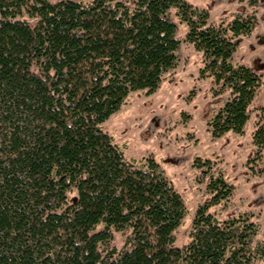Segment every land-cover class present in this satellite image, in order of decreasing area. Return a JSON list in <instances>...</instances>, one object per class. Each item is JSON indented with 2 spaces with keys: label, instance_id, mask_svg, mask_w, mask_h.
Wrapping results in <instances>:
<instances>
[{
  "label": "trees",
  "instance_id": "obj_1",
  "mask_svg": "<svg viewBox=\"0 0 264 264\" xmlns=\"http://www.w3.org/2000/svg\"><path fill=\"white\" fill-rule=\"evenodd\" d=\"M180 23L200 76L227 94L209 131L242 134L262 83L235 62L253 15L212 24L187 0H0V264H264L255 223L221 221L209 202L178 246L180 194L104 130L132 92H154L177 67ZM252 141L264 146V119ZM215 183L213 200L227 198Z\"/></svg>",
  "mask_w": 264,
  "mask_h": 264
},
{
  "label": "rangeland",
  "instance_id": "obj_2",
  "mask_svg": "<svg viewBox=\"0 0 264 264\" xmlns=\"http://www.w3.org/2000/svg\"><path fill=\"white\" fill-rule=\"evenodd\" d=\"M187 1L206 10L212 24L229 22L244 13L256 18L264 8L249 7V0L247 7L240 6V0L234 4L218 0L215 7L211 0ZM186 33V25L180 23L182 45L177 67L154 92H132L104 123V130L122 147L126 160H155L180 194L185 213L176 231L178 246L190 241L193 218L205 202H209V212L221 221L241 218L254 222L253 241L259 245L264 242V146L252 141L255 113L250 110L249 123L242 134L212 136L209 121L227 94L215 95L216 86L207 76H200L201 54L186 43ZM256 35L241 39L258 45ZM250 51L249 45H242L237 56L235 53V62L242 58L240 63L249 65ZM217 179L226 184L228 196L216 202L208 185L214 187ZM124 243L125 237L114 233L111 246L119 250Z\"/></svg>",
  "mask_w": 264,
  "mask_h": 264
},
{
  "label": "crops",
  "instance_id": "obj_3",
  "mask_svg": "<svg viewBox=\"0 0 264 264\" xmlns=\"http://www.w3.org/2000/svg\"><path fill=\"white\" fill-rule=\"evenodd\" d=\"M214 7L216 4H218V0H211ZM234 1L236 0H230V3L231 4H234ZM240 6L242 7H247V4H246V0H240ZM255 2V5L258 6V7H261L260 5L263 4V7H264V0H253ZM259 3H262V4H259ZM259 11V10H258ZM263 12V13H262ZM260 13H262L261 15L257 14L256 13V18H257V25L256 27L253 29V31H251L249 34H246V35H243L245 37H249V35H253V33L255 34H258L256 35V39L258 42V45L257 44H253L251 40L248 39V41L246 40H242L241 37L243 36H240L239 37V40H238V47L236 49V56H237V53H238V49L245 44L246 45H249L250 46V53H251V57H250V64L249 65H244L242 63H240V61L242 60V58L239 60L238 58V61L236 62L238 65H243V66H246V67H251V68H256L258 70V73L261 77V85H260V88L258 89L257 91V94L256 96L254 97V99L252 100L251 104H250V107L249 109L253 110L254 113H255V122L252 126V131H254L257 123L259 122H262V120L264 119V8H261L260 9ZM261 37V38H260ZM256 60V61H254ZM254 62V63H253ZM256 62H258V64H256ZM260 112H262V114H260ZM250 116V115H249ZM263 118V119H262ZM249 123V119L247 121ZM247 123V124H248ZM246 124V125H247Z\"/></svg>",
  "mask_w": 264,
  "mask_h": 264
},
{
  "label": "built area",
  "instance_id": "obj_4",
  "mask_svg": "<svg viewBox=\"0 0 264 264\" xmlns=\"http://www.w3.org/2000/svg\"><path fill=\"white\" fill-rule=\"evenodd\" d=\"M221 1H225V0H221Z\"/></svg>",
  "mask_w": 264,
  "mask_h": 264
}]
</instances>
